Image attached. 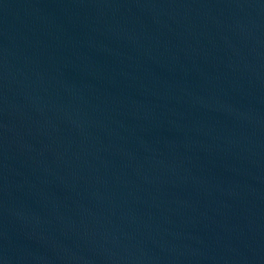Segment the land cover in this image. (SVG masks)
Returning <instances> with one entry per match:
<instances>
[{
    "label": "water",
    "instance_id": "obj_1",
    "mask_svg": "<svg viewBox=\"0 0 264 264\" xmlns=\"http://www.w3.org/2000/svg\"><path fill=\"white\" fill-rule=\"evenodd\" d=\"M0 264H264V0H155L0 87Z\"/></svg>",
    "mask_w": 264,
    "mask_h": 264
}]
</instances>
